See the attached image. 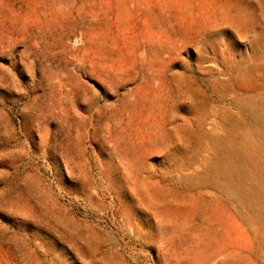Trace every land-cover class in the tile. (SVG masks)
I'll use <instances>...</instances> for the list:
<instances>
[{
	"label": "rangeland",
	"instance_id": "374dc122",
	"mask_svg": "<svg viewBox=\"0 0 264 264\" xmlns=\"http://www.w3.org/2000/svg\"><path fill=\"white\" fill-rule=\"evenodd\" d=\"M0 264H264V0H0Z\"/></svg>",
	"mask_w": 264,
	"mask_h": 264
}]
</instances>
